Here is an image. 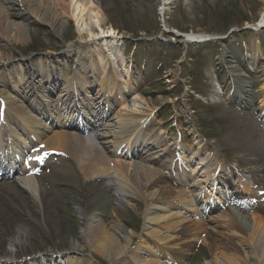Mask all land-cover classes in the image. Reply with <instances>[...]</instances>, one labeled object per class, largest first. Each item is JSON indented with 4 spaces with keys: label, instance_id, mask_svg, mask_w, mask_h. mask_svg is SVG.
<instances>
[{
    "label": "rangeland",
    "instance_id": "obj_1",
    "mask_svg": "<svg viewBox=\"0 0 264 264\" xmlns=\"http://www.w3.org/2000/svg\"><path fill=\"white\" fill-rule=\"evenodd\" d=\"M88 1L90 10L88 15L83 13V20H77L72 2L64 22L51 29L27 11L30 0H0V20L22 21L26 27L22 41L0 31V79L12 81L14 76L28 78L34 73L33 81L40 80L47 94L54 97L62 82L48 86L47 76L57 73L67 78L80 67L96 63L97 51L114 61L111 67L115 74L131 76L132 85L126 84L124 94L131 98L140 92L148 101L146 106L142 99H136L134 105L139 114H150L145 134L161 136L160 145L165 148L148 146L143 154H135L134 160L157 156L153 164L173 188L180 184L168 178L166 168L170 162L178 161L192 183L201 174L197 164L206 161L213 170L218 167L223 181L228 179L233 188L234 192L224 190L220 180L217 184L214 181V187L206 180L197 182V187L203 185L213 199L202 204L203 218L192 215L175 232L178 246L186 251L177 254L170 249L173 262L169 264H207L212 257L211 240L223 238L226 233L215 219L232 220L246 227L251 218L243 216L248 212L264 218V0ZM198 32L216 38L186 42V34ZM75 44L79 48H74ZM35 69L39 72H33ZM114 83V90H118V82ZM98 87L93 83L89 93L94 96ZM95 99L93 103L101 106L100 110L107 108ZM110 104L108 116L118 108V101L110 100ZM175 141L182 147H175ZM39 146L37 142L30 144L20 163L26 162ZM181 150L184 162L176 160V151ZM160 152L165 154L160 156ZM64 155L44 151L34 158L37 162L30 173L37 175L35 182L44 194V208L24 192L5 202L7 211L20 218V227L2 226L0 264H138L130 252L146 239L142 234V210L146 205L143 195L153 189L142 185L139 191L130 189L125 202L116 199L108 180L109 187L100 179L85 182L74 162ZM63 166L67 177L56 181L54 167ZM16 176V171L0 172V184ZM92 187L95 191L90 193ZM163 196L160 200L176 201L171 191ZM94 214L97 221L90 227ZM209 217L215 218L208 221ZM200 219L204 227L198 228L195 239H191L194 222ZM103 225L136 232L128 252L120 258L108 257L86 244L85 238L98 236ZM233 243L238 244V240ZM7 250L14 254L9 263L5 261L10 256Z\"/></svg>",
    "mask_w": 264,
    "mask_h": 264
},
{
    "label": "bare ground",
    "instance_id": "obj_2",
    "mask_svg": "<svg viewBox=\"0 0 264 264\" xmlns=\"http://www.w3.org/2000/svg\"><path fill=\"white\" fill-rule=\"evenodd\" d=\"M72 2H74L73 9L77 12V20H83V15H88L87 12L90 10L88 0H30L27 11L34 19L48 24L51 29H55L57 24L63 23L69 15L68 10ZM84 12L85 14H83ZM89 15L91 16V13ZM25 29L22 21L0 20V31L16 41L25 39ZM205 36L204 32L186 34L187 39L198 41ZM73 47L79 48L78 44L73 45ZM97 54L99 57L96 63L80 67L67 78L62 76L64 78L63 89L59 91L55 99L47 94L46 86H43L40 80L33 81L32 75L34 73H30L28 78L14 76L12 81H7L6 77H1L0 164L5 165L2 173L10 174L16 171L17 176L9 183L0 184V230L3 225H10L17 229L20 227L18 225L20 218L12 215L4 207L5 202L9 201L8 199H17L24 192L32 196L34 200H39L42 203V208H44V194L39 192L37 182H35L37 175L30 173L32 164L37 162L34 158L44 151L65 153V158L74 162L79 175L85 182L100 179V181L103 180V185L109 187L108 180L114 187L116 199L125 202L124 196L129 190L139 191L142 189V185L146 189H153L143 195L146 205L142 210L144 219L142 234L146 239H141L138 242L137 246L130 252V256L135 258L138 264H168L173 259L170 249H175L177 254L178 251H186L178 246L179 243L175 240V232L190 221L192 215L203 218L204 211L200 205H205L213 199L210 198L209 193L202 189L203 185L197 187V182L205 180V182H209V178L213 175L211 174L212 164L206 161L202 164L198 163L197 168L201 174L199 177L196 176V181L192 183L185 179L183 172L178 171V175L184 179L179 187L173 188L170 184L165 183L166 181L164 182L161 169L153 164L158 159H147V161L144 159L140 162L123 161L121 158L125 155L131 158L136 147L144 149L151 145L160 147L162 139L159 135L150 136L144 132L150 114H139L134 103H137L138 100L136 99H142L146 106H149V103L143 99L140 92L128 99L123 96L127 90L126 84L132 85L133 78L129 75L125 78L121 72L118 75L115 74L111 67L114 61L111 62L98 51ZM107 66L108 72H106ZM33 72H39V70L35 69ZM90 76H94L93 79L99 85L96 96L104 97L107 102L120 99L119 107L109 117H107V112L105 115L102 112L87 110L88 107L94 106L93 99L90 98L91 95L86 92L89 88L88 79ZM59 77L61 76L57 73L48 75L45 83L53 87L59 81ZM115 80L118 82V92L117 90L114 91ZM24 84H27L25 89ZM81 90L85 91V95L79 93ZM117 93L121 94L120 97H117ZM75 97L77 101H75ZM77 102L79 105L81 104L83 116L76 115V113L72 114L77 108V104H75ZM1 114H3V118ZM71 117L76 118L75 122L70 120ZM87 117L92 118V121L91 119L88 120ZM4 125L8 129H5ZM91 134L94 135L91 136ZM36 142L40 144L38 150L33 151L28 161L21 164L25 150L29 148L30 144ZM173 144L175 147H182L178 141L173 142ZM162 153L164 154V152ZM178 158L184 162L183 153H179ZM58 160L62 161V159ZM54 170L58 177L56 181L61 180L62 177H67L64 166L54 167ZM194 170L193 168L192 172ZM72 175L76 176L74 173ZM168 178L171 179L170 176ZM210 180L214 183L213 178ZM173 182L177 184V182ZM98 183L95 182L94 184ZM227 188L234 192L232 186ZM94 191L95 187H92L90 193ZM167 191L173 193V199L176 201L160 200L164 197V192ZM48 192V189L45 190V193L48 194ZM95 216L97 215L91 216L90 227L97 221ZM218 217H221L220 214ZM243 217L251 218L249 226L241 227L232 220L223 222L224 219H215L219 221L220 226L226 229V233L223 238L211 240L209 246L212 257L207 261V264H264V218L254 212H248V215ZM213 218L215 217H209L208 221L213 220ZM194 224V231L190 232L191 239H195L197 229H203L204 225L202 224L205 223L200 219ZM98 233V236L90 235L85 238L86 244L92 250L108 257L117 258L128 252L132 236L136 235V232L124 230L123 227L115 225L110 227L103 225L102 230ZM246 233L248 236H244ZM19 237L22 239L23 236L19 235ZM234 239L238 240V244L233 243ZM3 241V238L0 237V250L3 248ZM219 246L223 248L220 249ZM8 253L10 256H6L5 259L7 263L14 260V254L9 251Z\"/></svg>",
    "mask_w": 264,
    "mask_h": 264
}]
</instances>
